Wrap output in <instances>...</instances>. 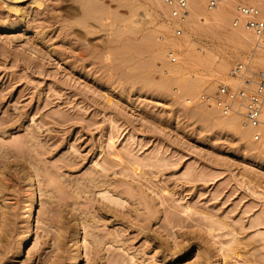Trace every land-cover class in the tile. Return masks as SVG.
Masks as SVG:
<instances>
[{"label":"rangeland","instance_id":"1","mask_svg":"<svg viewBox=\"0 0 264 264\" xmlns=\"http://www.w3.org/2000/svg\"><path fill=\"white\" fill-rule=\"evenodd\" d=\"M169 16L150 0H0V264H264V157L197 102L235 87L237 65L264 79L245 62L261 51L233 57L225 30L175 38ZM185 35L232 56L220 78L171 75Z\"/></svg>","mask_w":264,"mask_h":264},{"label":"bare ground","instance_id":"2","mask_svg":"<svg viewBox=\"0 0 264 264\" xmlns=\"http://www.w3.org/2000/svg\"><path fill=\"white\" fill-rule=\"evenodd\" d=\"M187 1L188 2H187L186 16L182 19H177V20L173 19L174 21L171 22L172 27L177 26L182 29L185 28L188 34H192L194 36H198L201 34L210 36L216 34L214 33L215 31L225 30L227 34L224 37L227 41L231 42L232 45L231 53L234 55L233 57L240 59L241 54H246L248 52L249 45L254 40L252 34L243 30L242 28H234V27L230 28L228 25L229 18H231L230 10L235 5L234 3L235 0H229V1L227 0L226 3L220 4L216 8L209 10L208 13H206L202 7V4L205 0H187ZM150 3L151 5L153 4L159 8H162L165 12H168L169 10V8L163 4V0H150ZM240 3H242V1ZM247 3H250V0ZM258 6L260 7L261 11H264V3H260L258 4ZM13 12H15V10ZM152 32L149 33L148 36L150 37L153 36ZM150 37L148 39H150ZM169 40L171 41H169L168 47H170V49L173 50L176 49L177 51H180L182 53L181 57L179 56V58L183 67L179 65L178 68L171 71V75H173L176 78L182 75L183 71H185L186 69L187 70L208 69L212 73V76L215 79H218L228 69V63L232 58V56L226 53L220 56L213 54L212 52L207 50H204L202 52L201 50H199L200 52L198 53L196 52V49L194 47L190 46L189 43H187L188 36L186 35L184 37L183 42L173 41L174 38L172 37ZM166 44L164 46H166ZM158 51H159L158 53L161 54L160 52L162 51V46L161 48L158 49ZM245 62L248 63V67L251 66L249 67L251 70L253 71L256 70L261 76H264V54L258 51H254L248 56ZM180 85L179 88H181L180 90L181 96L194 95L191 92L194 87L193 83L187 81V82H183V84L181 82ZM208 109L210 110L209 114L211 116L215 118L219 117L218 119L220 120L221 123H219L218 125L221 128H224L228 131H232L235 137L241 142V144H243V146L246 148L248 152L264 157V143L262 144L254 143L251 139V134L254 130L252 126H243L237 117H221L217 112V110L211 108ZM261 120L264 121V114H262ZM29 196L30 198H28L29 200L26 204V209L21 215V222L25 227V236L21 241L23 243L20 245L19 251H21V248L25 244H29L31 242L33 236L30 223L33 218V214H34L33 209L36 206V202L34 199L35 195H33V193H31ZM79 247H80V243L77 242L75 248L77 249ZM78 261H79V256L75 257L72 264H78Z\"/></svg>","mask_w":264,"mask_h":264},{"label":"built area","instance_id":"3","mask_svg":"<svg viewBox=\"0 0 264 264\" xmlns=\"http://www.w3.org/2000/svg\"><path fill=\"white\" fill-rule=\"evenodd\" d=\"M227 0H209L208 9H214ZM264 0H250V3H238L234 7L230 25L234 28H242L252 34L255 49L264 52V11L258 4ZM163 4L169 8L171 19H182L187 14V0H163ZM173 37L182 35V28H173ZM166 59L169 64L177 62L174 51H166ZM232 78L238 80L235 87L220 85L212 93L203 92L197 97V102L217 110L221 117H237L243 126L254 128L251 139L254 143H264V79L252 81L245 76V69L237 65L231 72Z\"/></svg>","mask_w":264,"mask_h":264}]
</instances>
